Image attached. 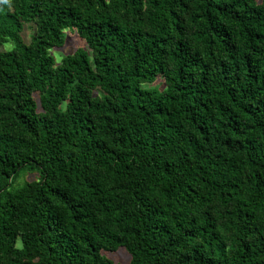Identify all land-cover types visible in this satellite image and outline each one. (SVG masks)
Listing matches in <instances>:
<instances>
[{"label":"trees","instance_id":"1","mask_svg":"<svg viewBox=\"0 0 264 264\" xmlns=\"http://www.w3.org/2000/svg\"><path fill=\"white\" fill-rule=\"evenodd\" d=\"M9 40L0 264H264V0H0Z\"/></svg>","mask_w":264,"mask_h":264},{"label":"rangeland","instance_id":"2","mask_svg":"<svg viewBox=\"0 0 264 264\" xmlns=\"http://www.w3.org/2000/svg\"><path fill=\"white\" fill-rule=\"evenodd\" d=\"M29 25L30 24L25 25L23 31L21 32L23 38L26 41L29 40V35L31 32V27ZM63 37H64V43L62 45H57V46H53L49 48V53L53 56L56 64L60 62L61 58L64 55L73 52L78 47L84 48L90 52L85 39L77 35L72 28L70 27L64 28ZM11 46H12V41L9 40L3 43L2 45H0V49H8ZM160 78L161 76L157 75L154 82H146V83H143L142 85L144 87H150V86H153V84L156 86H160L162 83ZM32 176H34L32 175V173H29V175H25V174L22 175L20 177L21 181L18 182V184H22L24 181L23 179L27 177H32ZM102 253L107 258L111 259L114 262H120L122 264H127L130 261V254L123 246H120L115 250H102Z\"/></svg>","mask_w":264,"mask_h":264}]
</instances>
